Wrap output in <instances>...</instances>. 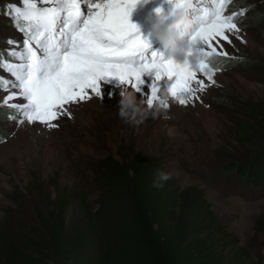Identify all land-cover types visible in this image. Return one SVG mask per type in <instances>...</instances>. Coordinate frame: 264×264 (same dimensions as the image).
Listing matches in <instances>:
<instances>
[{"label": "rangeland", "instance_id": "obj_1", "mask_svg": "<svg viewBox=\"0 0 264 264\" xmlns=\"http://www.w3.org/2000/svg\"><path fill=\"white\" fill-rule=\"evenodd\" d=\"M154 1L138 0L130 20L141 19ZM236 1L241 4L230 9ZM11 3L21 6L19 0H0V59H8L7 52L15 47L7 43L9 40H23L12 18L5 14ZM263 4L264 0H232L229 14L243 10V15L236 17L238 36L242 39L234 35L231 45L223 42L233 58L217 56L216 85L197 93L199 99L187 105L172 102L171 119H153L149 115L140 125L121 119L119 101L127 86L116 77L99 81L100 97L72 104L71 117H61L57 128L48 129L40 123L18 125L10 118L15 110L0 106V216L3 208L11 206V192H24L29 181H56L68 189H83L96 206L98 192L91 184L96 161L107 154L117 157L127 146H133L159 157L180 188L201 189L210 209L226 230L238 238L239 246L248 251L251 259L257 251L264 255V235L252 231L254 219L264 211V192L225 175L217 158L218 152L231 151L234 141L228 131L235 118L244 116V104L264 106L262 74L247 65L264 61ZM200 46V42L194 45ZM0 77L12 79L2 68ZM154 78V72L142 74L145 84L136 93L138 99L150 93ZM166 80L165 77L158 83ZM7 94V90L0 88V102Z\"/></svg>", "mask_w": 264, "mask_h": 264}, {"label": "trees", "instance_id": "obj_2", "mask_svg": "<svg viewBox=\"0 0 264 264\" xmlns=\"http://www.w3.org/2000/svg\"><path fill=\"white\" fill-rule=\"evenodd\" d=\"M247 65L264 84V61ZM243 107L228 131L231 151L217 158L225 175L264 192V106ZM158 171L169 173L159 157L133 146L102 156L91 179L96 206L83 189L29 181L2 209L0 264H264L259 251L254 260L239 246L201 189L180 188L171 173L154 187ZM252 231L264 235V211Z\"/></svg>", "mask_w": 264, "mask_h": 264}, {"label": "snow or ice", "instance_id": "obj_3", "mask_svg": "<svg viewBox=\"0 0 264 264\" xmlns=\"http://www.w3.org/2000/svg\"><path fill=\"white\" fill-rule=\"evenodd\" d=\"M138 0H19L7 5L5 14L23 34L22 42L0 59L12 79L0 77V88L8 94L0 106L14 109L10 118L18 125L40 123L48 129L59 127L61 117H71L69 107L101 96L104 78L116 77L127 88L141 92L142 74L154 72L150 93L143 98L151 105L161 87L167 86L174 102L187 105L199 99L197 93L216 85V71H207L208 57L233 58L223 42L232 44L240 28L237 15L228 13L232 0H169L172 8L185 7L192 19L186 35L191 47L200 42L195 63H177L170 56L146 50L148 39L130 22ZM157 12L162 9L157 8ZM239 51V50H237ZM191 57V51L189 52ZM14 59L16 62H9ZM167 78L163 83V78ZM203 77V78H202ZM189 94L185 99L183 94ZM21 99L22 103H10Z\"/></svg>", "mask_w": 264, "mask_h": 264}, {"label": "clouds", "instance_id": "obj_4", "mask_svg": "<svg viewBox=\"0 0 264 264\" xmlns=\"http://www.w3.org/2000/svg\"><path fill=\"white\" fill-rule=\"evenodd\" d=\"M231 9V6H230ZM192 25V19L188 10L183 6L172 8L168 12H157V18L151 26V33L157 37L168 51L169 56L177 63H185L189 61V52L191 57H196L199 51L191 47L186 35L187 30ZM207 71L212 72L217 70V56L210 55L208 58ZM193 69L198 70L199 65L195 62L191 63ZM185 99L188 98L187 93L183 94ZM174 102L173 97L170 96L167 86L161 87L154 99L153 103L149 105L145 99H138L136 91L130 88H124L121 91V99L119 101L120 108L118 115L125 122L140 125L147 120L149 115L164 120L171 119L169 115L170 104ZM171 134V129H169ZM170 173L163 171L157 172V180L154 181V187H162L160 181H166L170 178Z\"/></svg>", "mask_w": 264, "mask_h": 264}]
</instances>
